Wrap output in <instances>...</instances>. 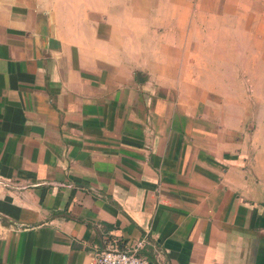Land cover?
<instances>
[{"label":"crops","instance_id":"1","mask_svg":"<svg viewBox=\"0 0 264 264\" xmlns=\"http://www.w3.org/2000/svg\"><path fill=\"white\" fill-rule=\"evenodd\" d=\"M78 3L0 0V264H264V118L138 81Z\"/></svg>","mask_w":264,"mask_h":264},{"label":"rangeland","instance_id":"2","mask_svg":"<svg viewBox=\"0 0 264 264\" xmlns=\"http://www.w3.org/2000/svg\"><path fill=\"white\" fill-rule=\"evenodd\" d=\"M63 1L108 16V38L141 60L146 80L194 95L203 86L221 111L235 98L257 122L264 118V0Z\"/></svg>","mask_w":264,"mask_h":264},{"label":"built area","instance_id":"3","mask_svg":"<svg viewBox=\"0 0 264 264\" xmlns=\"http://www.w3.org/2000/svg\"><path fill=\"white\" fill-rule=\"evenodd\" d=\"M145 240H139L126 248L113 246L101 250L96 257V264H152L141 254Z\"/></svg>","mask_w":264,"mask_h":264},{"label":"water","instance_id":"4","mask_svg":"<svg viewBox=\"0 0 264 264\" xmlns=\"http://www.w3.org/2000/svg\"><path fill=\"white\" fill-rule=\"evenodd\" d=\"M137 79L138 81H145L147 79V75L143 72H137Z\"/></svg>","mask_w":264,"mask_h":264}]
</instances>
